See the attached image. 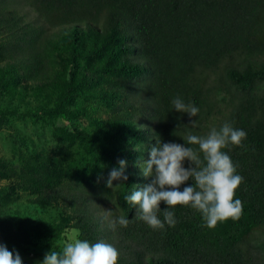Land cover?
Wrapping results in <instances>:
<instances>
[{"label":"trees","instance_id":"1","mask_svg":"<svg viewBox=\"0 0 264 264\" xmlns=\"http://www.w3.org/2000/svg\"><path fill=\"white\" fill-rule=\"evenodd\" d=\"M24 4L35 9L37 26L23 18ZM0 29L6 31L0 57L17 68L19 80L43 74L51 79L58 71L46 59L51 46L90 62L88 71L71 69L62 90L42 108L72 127L90 120L77 130L86 151L66 160L68 173L53 161L36 164L35 149L20 165L1 164L10 169L16 198L34 194L37 204L62 206L63 215L41 234L0 228L1 241L20 246L47 242L51 251H61L56 245L74 228L79 239L114 245L120 252L117 264H259L257 257H264V0H0ZM83 36L94 52L79 50ZM95 75L105 95L96 92L98 83L86 87ZM176 96L198 107V115L176 111ZM89 98L110 105V113L88 110L84 102ZM13 114L21 112L0 108V122ZM225 122L247 133L243 147L223 149L244 177L235 192L243 203L239 219L208 228L191 206L167 208L163 201L158 216L163 220L165 209L174 212V227L165 223L164 229H152L136 218L138 205L124 196L153 179L143 175L141 165L157 140L188 146L184 138L189 134L206 136ZM108 142L116 149L124 150L127 142L138 149L134 166L125 159L128 180L113 181L109 188L107 180L74 179L78 161L85 162L91 152L119 166L124 157L105 151L102 143ZM184 166L194 165L186 160ZM192 185L190 179L180 190ZM121 215L129 220L127 227L113 225Z\"/></svg>","mask_w":264,"mask_h":264},{"label":"rangeland","instance_id":"2","mask_svg":"<svg viewBox=\"0 0 264 264\" xmlns=\"http://www.w3.org/2000/svg\"><path fill=\"white\" fill-rule=\"evenodd\" d=\"M21 12H23V18L27 24L36 23L35 25H38L39 18L32 6L24 4ZM5 32L0 29V41ZM20 36L24 38L21 33ZM22 43L17 45L20 47ZM53 47L47 49L46 59L58 71H54L49 80L42 77L44 74L35 80H19L17 68L11 64L7 66L0 57V86L4 93L0 98V106L5 105L2 107H12L21 112V114L9 115L0 122V228L3 229L8 226L9 229L16 231L41 234L49 223L63 215L64 212L62 206L49 209L45 205L37 204L34 194L23 192L20 197L16 198L17 196H14L10 190V169L1 165L4 161L10 165H20V159L28 157V153L35 149L37 152L36 164L42 166L53 161V163L62 164V168L67 174V163L69 162L66 160H72L70 156L78 157L86 151V145L78 138L77 130L89 125L90 120L79 123L78 127H72L67 121L43 112L42 108L47 101L54 99L55 95L62 90L63 82L69 77L71 69L74 68L78 73L83 70L88 71L87 62L89 64L90 62L81 59L82 57L78 59L65 48ZM0 49H2L1 45ZM79 50L94 52L92 44L89 43L86 36L82 37ZM71 60L72 65L70 64ZM95 78L96 75L91 77L86 87L93 89L98 83ZM44 81H46V86L41 87L44 85ZM99 85L100 82L95 88L96 92L105 95ZM84 104L88 110L102 108L101 112L103 113L111 111L110 105L107 106L98 98H89ZM75 105V102L71 104V106ZM35 110H40V113L33 115ZM99 128L100 126H97V129ZM102 144H104L105 151L114 152L118 157L123 156L124 159L128 158L131 160V167L134 166L132 161L138 156V149L132 144L125 143L124 150L116 149V145L111 142ZM77 165L80 167L79 175L76 170H73V177L79 181L88 178L108 180L109 173L114 168L108 163L106 156L97 155L95 152L88 153L85 162L78 161ZM76 238H79L78 231L68 228L56 247L63 248L67 242ZM0 243L5 244L10 251H18L23 264H40L47 254L46 252L51 251V244L47 242L43 243V246L34 245V243L20 246L7 240H0ZM257 258L259 264H264L263 256Z\"/></svg>","mask_w":264,"mask_h":264},{"label":"clouds","instance_id":"3","mask_svg":"<svg viewBox=\"0 0 264 264\" xmlns=\"http://www.w3.org/2000/svg\"><path fill=\"white\" fill-rule=\"evenodd\" d=\"M172 104L176 111L187 113L189 117L199 113L198 107L186 103L180 96L174 97ZM196 123V120L191 122L193 126ZM246 138L245 130L225 122L219 130L212 128L206 136L189 134L184 138L188 146L157 140L156 146L151 148L150 158L141 165L143 175L153 179L139 190L125 195L124 200L128 204L138 205L136 218L152 229H164L165 223L174 227L177 223L174 212L167 209L163 213V220L159 218L162 201L167 208L191 206L202 214L208 228H214L229 218L239 219L243 203L235 198V192L244 182V177L237 173L238 165L223 149L229 144L243 147ZM191 145H197L198 149ZM186 160L194 166L185 167ZM118 165L109 173V188L113 187V181L128 180L125 172L127 161L120 159ZM190 179L194 185L185 186L181 191V186ZM112 223L127 227L129 220L121 215ZM119 257V250L104 240L93 244L86 239L76 238L67 242L61 251L53 249L48 252L40 264H117ZM0 264H23V260L18 251H10L0 243Z\"/></svg>","mask_w":264,"mask_h":264}]
</instances>
